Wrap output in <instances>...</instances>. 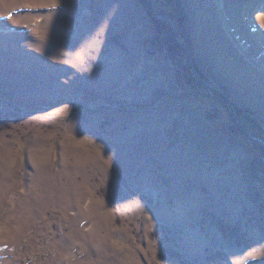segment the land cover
<instances>
[{
  "label": "rangeland",
  "instance_id": "374dc122",
  "mask_svg": "<svg viewBox=\"0 0 264 264\" xmlns=\"http://www.w3.org/2000/svg\"><path fill=\"white\" fill-rule=\"evenodd\" d=\"M0 264H264V0H0Z\"/></svg>",
  "mask_w": 264,
  "mask_h": 264
}]
</instances>
